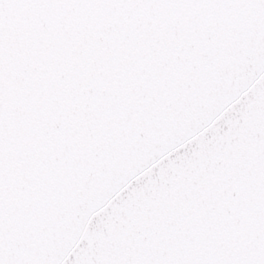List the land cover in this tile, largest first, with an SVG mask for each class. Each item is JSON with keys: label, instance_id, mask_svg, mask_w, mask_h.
Masks as SVG:
<instances>
[{"label": "snow or ice", "instance_id": "1", "mask_svg": "<svg viewBox=\"0 0 264 264\" xmlns=\"http://www.w3.org/2000/svg\"><path fill=\"white\" fill-rule=\"evenodd\" d=\"M0 264H264V0H0Z\"/></svg>", "mask_w": 264, "mask_h": 264}]
</instances>
